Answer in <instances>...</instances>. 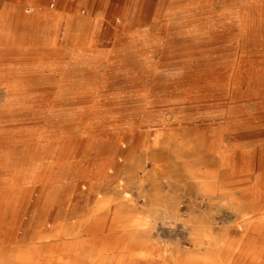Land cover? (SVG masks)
I'll return each mask as SVG.
<instances>
[{"label":"bare ground","instance_id":"6f19581e","mask_svg":"<svg viewBox=\"0 0 264 264\" xmlns=\"http://www.w3.org/2000/svg\"><path fill=\"white\" fill-rule=\"evenodd\" d=\"M144 1L75 0L62 7L50 0H0V98L11 108L0 111V264H264V147L233 151L224 137L209 135L210 123L172 128L161 147L166 156L154 152L147 159L167 184H152L144 206L137 207L129 196L133 180L118 177L117 137L91 126L97 103L56 131H21L36 124L30 101L38 94L72 93L65 76L75 69L97 72L103 65L101 78L110 85L136 78L142 66L156 72L150 56L155 47L195 53L228 39L264 47V0H162L153 41L137 36L128 21V9ZM192 14L208 21L195 25ZM229 14L242 24L224 27ZM181 16L189 22L178 25ZM112 37L113 50L102 58L99 47L110 46ZM61 39L69 54L58 52ZM205 55L196 66L210 65ZM258 65L255 81L264 86V62ZM207 81L206 97L230 90L226 78L209 81L217 87ZM210 99L203 101L209 107ZM255 136L264 138V131ZM177 138L178 150L171 141ZM223 201L227 209L219 207ZM212 206L229 213V224L215 223L207 210ZM180 227L189 231L193 251L181 253L180 245L178 255L163 254L154 238L165 229L179 235Z\"/></svg>","mask_w":264,"mask_h":264},{"label":"rangeland","instance_id":"374dc122","mask_svg":"<svg viewBox=\"0 0 264 264\" xmlns=\"http://www.w3.org/2000/svg\"><path fill=\"white\" fill-rule=\"evenodd\" d=\"M50 1L59 3L63 7L68 1L75 0ZM148 1H144V4L140 2V4L129 8L127 14L130 26L139 31L137 36L153 41L158 36L153 29V24H161L163 19L159 17L162 0ZM97 13L96 16L101 17V11ZM191 16L193 18L189 20L194 21L195 25L208 21L206 17L196 18V14ZM241 19L240 16L229 14L221 24L224 27H226L225 25L230 27L234 24H242L243 20ZM189 20L187 16H181L178 19V25L189 22ZM150 25L152 26L150 27ZM113 40L114 37L108 40L110 46L101 45L99 47L98 54L102 58L103 55L105 56L113 50L111 42ZM61 41L58 52L62 55L69 54L71 48L62 39ZM202 53L204 55L207 53L205 59L207 56L211 59L209 66L207 64L196 66L197 62L202 60V56H199ZM150 56L155 62L156 72L150 73L146 67L142 66L139 68L136 78L134 76L128 79L118 78L110 85L101 78V73L104 70L103 65L99 66L97 72L96 70L95 72L94 70L89 71V69H75L69 72L65 77L70 83L72 93L61 97H58L56 92L38 94L30 101V104L36 107L34 112V118L37 119L36 124L31 128L21 130L26 134L39 133L42 130L49 133L56 131L63 128L62 124H68V120L73 116L83 118L90 111L89 107L94 102L97 103L100 110L94 115L95 119L91 118L93 121L91 126L97 133L117 137L118 143L113 152L119 159H117L118 177L122 176L121 178L126 180H133L134 193L132 192L129 196L131 204H136L137 207L144 206V196L151 194L153 185L160 184L165 187L167 184L166 176L163 173L159 174L160 171H155L156 167L147 159L154 152L159 158L166 156L162 153L161 147L165 141L172 137L170 136L172 128L179 130L195 124L210 123L212 132L209 135L224 137L233 151L239 152L243 149L252 152L264 147V138L260 139L255 136L264 131V86L255 81V77L258 75L257 71L262 70V66L258 64L262 65L264 62L263 46L251 47L246 44L241 47L238 40L228 39L215 41L212 46L206 49L197 48L195 53L183 46H177L171 50L164 49L163 46L155 47ZM207 78L209 81L226 78L230 89L226 96H220V92L214 91L213 97L204 96V84ZM216 81L209 83L217 87ZM196 85L201 87L198 92V87L197 90L195 89ZM188 95L195 99L184 100ZM209 98L213 105L211 107L208 103L203 102ZM217 100L224 101L225 105H219ZM18 103L21 105L23 102L19 101ZM9 105V102L0 98V111H10ZM54 105H59L56 107L58 112H53ZM22 113L27 115L28 111ZM175 117L178 118L179 123L173 124ZM86 122L88 123V121ZM2 136L4 135H0V141L4 138ZM171 141L173 148L178 150L182 140L177 138V140L171 139ZM56 148H59V144L56 145ZM181 167V165L178 166L179 169ZM130 176L132 177L130 178ZM140 185L144 192L140 193ZM180 193L182 194V192ZM213 207H208L207 210L217 211V207ZM228 214L225 210L219 211L215 215L216 217L214 216L215 223L219 226L229 224L231 217L227 216ZM143 218L145 217L143 216ZM178 230L180 233L178 232L179 235H176L175 232L165 229L159 237L154 238V245L159 246L163 254L178 255L180 251H177L176 246L180 245L181 253L190 254L194 248L190 242L189 231L183 230L181 227ZM206 246V244L202 246L203 250Z\"/></svg>","mask_w":264,"mask_h":264},{"label":"clouds","instance_id":"9594fccd","mask_svg":"<svg viewBox=\"0 0 264 264\" xmlns=\"http://www.w3.org/2000/svg\"><path fill=\"white\" fill-rule=\"evenodd\" d=\"M220 208H224V209H227L229 207L228 205V202L227 201H223V202H220V205H219ZM218 214V211H213L212 212V215H217ZM147 227V225H145Z\"/></svg>","mask_w":264,"mask_h":264}]
</instances>
